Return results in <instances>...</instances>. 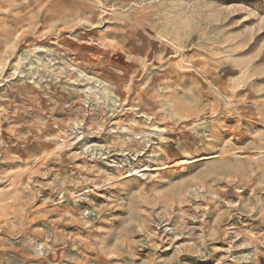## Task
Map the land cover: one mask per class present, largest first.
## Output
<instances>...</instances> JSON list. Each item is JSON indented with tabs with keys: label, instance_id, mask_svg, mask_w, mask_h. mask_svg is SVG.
<instances>
[{
	"label": "rangeland",
	"instance_id": "374dc122",
	"mask_svg": "<svg viewBox=\"0 0 264 264\" xmlns=\"http://www.w3.org/2000/svg\"><path fill=\"white\" fill-rule=\"evenodd\" d=\"M0 264H264V0H0Z\"/></svg>",
	"mask_w": 264,
	"mask_h": 264
}]
</instances>
